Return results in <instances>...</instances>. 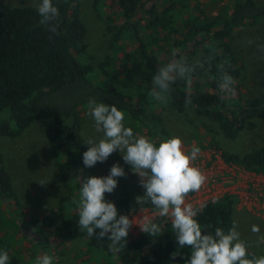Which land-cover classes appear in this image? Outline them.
<instances>
[{
  "label": "trees",
  "instance_id": "16d2710c",
  "mask_svg": "<svg viewBox=\"0 0 264 264\" xmlns=\"http://www.w3.org/2000/svg\"><path fill=\"white\" fill-rule=\"evenodd\" d=\"M109 1L120 9L123 24L109 27L112 37L108 53L104 60L95 62L85 41L81 0H53L60 13L58 36L39 24L35 8L12 6L0 0V138L18 137L32 123L51 120L46 135L56 158L60 182L72 193L59 197L56 217L45 216L41 222L53 229L58 240H85L79 251L82 262L186 264L191 250L179 247L167 218L154 219L161 227L155 237L142 232L133 240L129 230L127 244L117 251L109 247V240L88 237L79 230L73 199L78 198L83 180L92 177L82 159L85 144L80 113L90 100L115 105L130 121L126 127L144 130L146 137L157 144L172 138L162 114L156 110L157 101L149 95L153 76L162 63L159 55L164 42L171 56L175 53L177 59L190 65L197 60L204 62V68L197 67L193 74L190 88L180 80L172 85L166 99L170 107L180 114L193 108L197 115L216 123L227 139H236L243 130L255 128V120L264 121V94L244 98L241 88L246 67L226 40L234 27H253L264 19V6L255 0H236L228 18L208 19L183 11L179 0H169L170 4L162 11L155 5L146 8L143 0ZM106 2L94 0L95 10L101 13ZM140 8H145L148 16L145 27L135 22ZM221 64L236 81L235 97L223 100L219 91ZM109 78L114 85L109 84ZM188 98L191 104L186 105ZM222 156L228 164L264 174V146L244 155L222 152ZM141 196L144 195L123 192L111 203L120 215L153 211L150 203L136 204V198ZM6 201L10 206H6ZM235 205L232 195L205 203L197 216L204 233L214 234L218 227L227 232L234 222ZM23 224L31 227L36 222L26 221L0 152V251L8 252L9 264H35L40 250L50 251V240L44 231L32 240V250L24 247L25 238L20 234ZM248 253L249 258L255 256L249 250ZM111 258L114 263L109 261Z\"/></svg>",
  "mask_w": 264,
  "mask_h": 264
},
{
  "label": "rangeland",
  "instance_id": "374dc122",
  "mask_svg": "<svg viewBox=\"0 0 264 264\" xmlns=\"http://www.w3.org/2000/svg\"><path fill=\"white\" fill-rule=\"evenodd\" d=\"M1 1L12 6L35 8L33 0ZM179 1L178 4L183 11H188L198 18L221 17L226 19L236 0ZM93 2L94 0H81L80 18L86 27L85 41L88 45V52L95 62H100L108 53L112 37L109 27H120L123 24V19L120 16V9L112 6L109 0L101 13L95 10ZM255 2L259 6H264V0H255ZM143 4L146 8L155 5L159 11H162L168 7L170 2L169 0H143ZM183 16L185 19H189L188 14L183 13ZM108 17H112V20L109 21ZM135 22L142 27L148 24L145 8H140L137 11ZM226 41L236 51L246 67L243 88H241L244 98L251 99L263 95L264 51H260L258 46L264 45V19L253 27H234ZM165 45L162 42L163 49L159 55L162 62H166L172 57ZM108 81L110 85H114L112 78H109ZM156 110L162 114L165 126L172 138L179 137L182 140L183 150L186 154H190L193 147L200 149V154L192 162V166L198 168L206 176V182L199 192L188 196L186 202L200 209L205 203L218 200L224 195L234 196L236 199L234 222L237 225L240 238L256 257L264 256V243L260 242V238L264 236V174H256L240 166L228 164L222 156V152L244 155L263 147L264 121L255 120V128L243 130L236 139H227L216 123L197 115L193 108L180 114L170 107L167 101H157ZM88 112L89 105L85 106L80 113L84 143L89 138L98 141L102 137L101 133L95 131L94 121ZM50 123L51 120H38L18 137L0 138L3 165L11 177L26 221L36 222L31 227L26 224L22 225L20 234L25 238L23 245L32 250V240L38 237L40 231H44L50 240L51 247L49 252L40 250L39 257L50 255L53 257V264H90L88 261L82 262L83 255L79 253L84 248L85 240H58L54 236L53 229L45 227L41 222L45 216L56 217L59 197L72 193L60 182L56 158L46 135ZM127 124H130V121L125 119V126ZM134 133L146 136L142 129H137ZM88 147L89 145L85 144L84 152L88 150ZM117 163L124 168L125 176L117 178L118 186L113 193L105 194L106 202H112L123 192L144 195L145 190L139 184L140 178L133 174L131 166L123 160L119 150L114 152L106 162H98L94 167L88 169L92 177L103 178L109 175L111 167ZM41 180H45L46 185L39 184ZM7 205L10 206V203H6ZM152 212L149 209L141 210L131 214L129 218L137 219L139 215L151 217ZM167 219L170 221L169 218ZM253 225L260 228L259 233L252 232ZM25 227L31 231L30 236L26 235ZM141 233L142 231L136 225L130 229L133 240ZM27 255H29L28 252ZM109 261L115 262L112 258Z\"/></svg>",
  "mask_w": 264,
  "mask_h": 264
},
{
  "label": "clouds",
  "instance_id": "9594fccd",
  "mask_svg": "<svg viewBox=\"0 0 264 264\" xmlns=\"http://www.w3.org/2000/svg\"><path fill=\"white\" fill-rule=\"evenodd\" d=\"M33 4L40 17L39 24L58 36L60 13L53 0H33ZM258 48L264 51V45ZM197 67L203 69L204 62L197 60L190 65L184 59H177L173 53L156 69L149 95L156 101H166L172 85L178 80L184 81L186 87L190 88ZM218 67L221 72V99L235 97V79L224 70L223 64ZM185 103L191 104V99H186ZM88 115L94 121L95 131L101 133L102 137L98 141L89 138L84 143L89 145L83 153L84 166L92 168L98 162H106L119 150L133 174L140 178L139 184L145 190L144 196L136 198V204L150 203L154 210L151 217L139 215L137 219H130L129 216L120 215L114 203L106 202L105 194L113 193L118 186L117 178L125 176L124 168L117 163L111 167L108 176L87 177L83 180L78 198L73 199L78 210L77 226L80 231L86 232L88 237L109 240V247L117 251L127 244L133 225L155 237L161 232V227L153 222L154 218L167 217L179 247L191 250L186 264H264V256L249 258L247 245L240 238L235 222L227 232L218 227L214 234H205L197 220L200 210L186 202L188 195L199 192L206 182V176L192 166L200 154L198 147H193L190 154H186L179 137L157 144L144 135L134 133L132 127L125 126V114L115 105L90 100ZM39 184L46 185V181L41 180ZM252 232L259 233L260 228L253 225ZM260 242L264 243V236ZM172 258L175 259L176 254ZM0 264H9L6 250L0 251ZM35 264H53V257H37Z\"/></svg>",
  "mask_w": 264,
  "mask_h": 264
},
{
  "label": "water",
  "instance_id": "95a60500",
  "mask_svg": "<svg viewBox=\"0 0 264 264\" xmlns=\"http://www.w3.org/2000/svg\"><path fill=\"white\" fill-rule=\"evenodd\" d=\"M8 204V202H6ZM24 231L26 233L27 236L31 235V231H29V229L27 227L24 228Z\"/></svg>",
  "mask_w": 264,
  "mask_h": 264
}]
</instances>
